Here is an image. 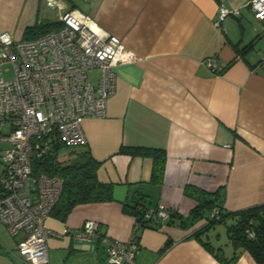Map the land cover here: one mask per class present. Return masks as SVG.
Here are the masks:
<instances>
[{"label":"crops","instance_id":"0c3cea01","mask_svg":"<svg viewBox=\"0 0 264 264\" xmlns=\"http://www.w3.org/2000/svg\"><path fill=\"white\" fill-rule=\"evenodd\" d=\"M82 1L84 12L136 59L114 68L116 89L106 116L82 121L84 147L101 161L97 178L114 183V199L77 204L65 220L46 218L50 264H108L103 242L73 238L86 220L118 240L135 230L140 249L134 264H226L214 252L229 259L234 248L228 239L214 243L211 228L201 238L215 251L196 237L207 211L192 215L196 201L184 187L218 192L227 211L264 203L263 23L250 0ZM42 5L81 11L73 0H0V33L23 39L27 26L51 20L41 17ZM221 7L236 12L216 23ZM209 57L220 74L203 64ZM121 146L163 149L162 181L151 180L150 157L118 152ZM139 195L148 208L162 205L174 218L134 229L122 203ZM17 242L0 222V264H24ZM231 264L257 262L241 251Z\"/></svg>","mask_w":264,"mask_h":264},{"label":"built area","instance_id":"2783aa9c","mask_svg":"<svg viewBox=\"0 0 264 264\" xmlns=\"http://www.w3.org/2000/svg\"><path fill=\"white\" fill-rule=\"evenodd\" d=\"M249 6L264 25V0H250ZM57 7L60 27L39 37L14 39L9 32L0 33V142L7 144L0 153V222L18 237L24 264H50L47 238L52 231L44 222L63 183L57 175L34 174L32 160L58 143L85 144L83 119L106 116L107 100L116 89L114 68L136 59L88 13ZM232 12L236 10L221 7L216 23ZM4 64L11 67L10 78L3 76ZM203 64L213 74L222 71L214 57ZM259 64L264 65V55ZM90 70L98 72L95 82ZM169 211L159 205L155 216L164 220ZM98 228L96 221L86 220L72 236L103 242L108 264H134L140 249L135 230L118 240L100 235Z\"/></svg>","mask_w":264,"mask_h":264},{"label":"trees","instance_id":"16d2710c","mask_svg":"<svg viewBox=\"0 0 264 264\" xmlns=\"http://www.w3.org/2000/svg\"><path fill=\"white\" fill-rule=\"evenodd\" d=\"M60 25L59 20H37L33 25L25 28L23 39L39 37ZM77 146H79L78 149L75 148L76 146L58 143L47 154L32 160L34 174L57 175L63 179L61 194L48 214L60 220H65L77 204L106 202L114 199V183L103 182L97 178L96 172L101 161L96 160L84 144ZM65 147H70L71 150L61 152ZM118 152L131 156L150 157L152 159L151 180L156 183L162 181L165 166L163 149L121 146ZM184 193L196 201L191 211L192 215H200L203 211H207L206 224L195 235L210 251L213 252L215 249L207 240L202 239L201 235L205 234L214 224L225 225L227 239L234 248V253L229 259L221 257L218 252H214L215 256L226 264H231L239 252L247 251L257 264H264V203L237 211H227L219 201L218 192L208 193L198 187L187 185L184 187ZM157 208L158 206L154 209L148 208L143 202L142 195L132 201L122 203L123 211L134 217L138 228L155 227L163 221L155 216ZM174 215L175 213L170 210L166 219L171 221Z\"/></svg>","mask_w":264,"mask_h":264},{"label":"rangeland","instance_id":"374dc122","mask_svg":"<svg viewBox=\"0 0 264 264\" xmlns=\"http://www.w3.org/2000/svg\"><path fill=\"white\" fill-rule=\"evenodd\" d=\"M66 3H68V0H64ZM73 2L76 4V7L79 8L81 11H85L86 10V4L82 1V0H73ZM61 13L60 9L58 7H46L45 5H42L41 7V17L45 18L47 17L48 19H59V14ZM46 19V20H48ZM3 76L5 78H10L12 76L11 74V67L9 64H4L3 65ZM98 72L96 70H90L88 72V76L94 81V79L96 78ZM7 147V144L4 142H0V153L1 151ZM76 149L79 148V146L75 147ZM71 148L70 147H65L63 148V150L61 152H68L70 151ZM3 168V163L0 160V174ZM212 230L210 231V236L214 237V243L217 242H221L224 243L227 240V234H226V228L224 224H214V226L211 228ZM220 235V240L216 241L215 240V236Z\"/></svg>","mask_w":264,"mask_h":264}]
</instances>
